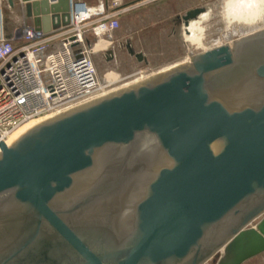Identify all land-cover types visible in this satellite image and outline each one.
<instances>
[{"label":"water","instance_id":"water-1","mask_svg":"<svg viewBox=\"0 0 264 264\" xmlns=\"http://www.w3.org/2000/svg\"><path fill=\"white\" fill-rule=\"evenodd\" d=\"M26 12L49 33L68 25L70 0ZM263 253L264 30L0 139V264Z\"/></svg>","mask_w":264,"mask_h":264},{"label":"built area","instance_id":"built-area-1","mask_svg":"<svg viewBox=\"0 0 264 264\" xmlns=\"http://www.w3.org/2000/svg\"><path fill=\"white\" fill-rule=\"evenodd\" d=\"M7 6L8 0H0V139L5 142L31 121L103 97L110 84L100 79L93 55L99 40L120 28L118 12L104 2L92 7L70 0L68 25L45 33L23 24L10 35ZM87 33L97 43L89 44Z\"/></svg>","mask_w":264,"mask_h":264},{"label":"rangeland","instance_id":"rangeland-1","mask_svg":"<svg viewBox=\"0 0 264 264\" xmlns=\"http://www.w3.org/2000/svg\"><path fill=\"white\" fill-rule=\"evenodd\" d=\"M225 2L226 0H183V2L182 0H107L105 5L109 7V11L118 12L117 18L120 21V28L114 33L113 40L120 35L124 37L125 43L121 48L115 50L111 39H106L104 36L103 39L110 42L109 45L106 49L100 48V51L93 55L100 79L103 83L110 84L105 91H119L125 84H131L141 79L145 81L158 73L176 67V65L187 64L193 55L220 45H232L239 39L264 30V13L262 11L255 20L253 19L249 23L235 22L232 16L226 17ZM195 8H204L205 12H209L207 22L203 20L200 23L202 26V31L198 33L202 38L200 46L185 40V26L182 20L188 10ZM19 9L20 7L16 6L13 10L5 12L6 26L10 32L14 31L21 23ZM251 27L252 29H250ZM228 34L231 37L230 42L225 41L224 38ZM86 38L91 45L98 41V38L91 33H87ZM128 48L136 54H142L143 61L139 62L135 55L130 54ZM110 50L116 51V57L113 59L108 54ZM132 85H136V83L130 86ZM33 123L25 125L17 132ZM216 260L217 258H214L206 264H216ZM245 264H264V253Z\"/></svg>","mask_w":264,"mask_h":264},{"label":"bare ground","instance_id":"bare-ground-1","mask_svg":"<svg viewBox=\"0 0 264 264\" xmlns=\"http://www.w3.org/2000/svg\"><path fill=\"white\" fill-rule=\"evenodd\" d=\"M223 7V6H222ZM209 10V9H208ZM264 13V0H226V2L224 3V13L226 15L227 18H229L230 16L233 17V21H238V22H245V23H249L251 20H255V18L257 16H259L258 14L260 12ZM222 13V12H221ZM222 15V14H221ZM209 17V12H204L202 13L199 18L197 20H192L190 21L189 25L187 27H185V40L187 42L196 44L198 46H200L202 43V38L201 35L199 36L198 33L202 31V26H200L201 21L203 20H207V18ZM223 17V15H222ZM221 17V18H222ZM260 19H262L260 17ZM225 22V20H223ZM207 22V21H206ZM231 23V22H230ZM234 23V22H233ZM240 24V23H239ZM262 24V23H261ZM260 24V25H261ZM264 24V23H263ZM247 25V24H246ZM259 25V24H257ZM228 27V26H227ZM233 27V26H231ZM235 27V26H234ZM238 27V26H237ZM250 27V25H249ZM256 27V26H255ZM262 27V26H261ZM205 28V27H204ZM203 28V29H204ZM239 28V27H238ZM246 28V27H245ZM243 29V28H242ZM252 29V27L250 28ZM257 29V28H256ZM240 30V29H238ZM205 31V30H204ZM234 31V30H233ZM244 31V30H243ZM254 31V30H253ZM263 31V30H262ZM236 32V31H235ZM238 32V31H237ZM246 32V31H245ZM260 32V31H259ZM203 33V32H202ZM258 33V32H257ZM239 34V32H238ZM246 34V33H245ZM256 34V33H255ZM251 36V35H250ZM225 41H229L230 42V35H226L225 37ZM243 39V38H242ZM240 40V39H239ZM217 42V41H216ZM228 42V43H229ZM220 44V43H218ZM109 45V42L104 40V39H100L98 44L95 47V52H99L100 48L102 49H106V47ZM195 46V45H194ZM177 66V65H176ZM175 67V66H174ZM142 81L141 80H136L134 82H132L131 84H137L138 82ZM144 81V80H143ZM131 84H125V86L123 88H127L129 87ZM122 88V89H123ZM121 89V90H122ZM117 90H112L110 92H107L104 96L113 93ZM53 117L56 116H52V117H48L45 119H41V120H35V121H31L34 122L31 125L26 126L24 129H22L21 131L17 132L15 131L13 134H11L9 136V138L7 139L6 143L8 146L12 145L13 143H15L23 134H25L27 131H29L30 129H32L33 127H35L36 125L42 123L43 121L52 119ZM29 122V123H31ZM36 122V123H35ZM28 123V124H29ZM27 125V124H26ZM25 126V125H24ZM23 126V127H24ZM22 128V127H21ZM17 132V133H16Z\"/></svg>","mask_w":264,"mask_h":264},{"label":"crops","instance_id":"crops-1","mask_svg":"<svg viewBox=\"0 0 264 264\" xmlns=\"http://www.w3.org/2000/svg\"><path fill=\"white\" fill-rule=\"evenodd\" d=\"M23 2H25V3H21V2H19L18 0H12V2H13V4H10L9 3V7L7 6L6 7V11L7 10H9V11H11V10H13L16 6H19L20 7V16H19V19H20V24L16 27V29L18 28V27H20L21 25H23V24H28V25H33L34 26V20H33V17H28V15H27V12H26V5L28 4V3H31V2H33V1H35V0H22ZM90 6H92V7H96V6H98L100 3H102V2H107V0H85ZM8 2H9V0H8ZM182 2H183V0H182ZM5 11V12H6ZM189 11V10H188ZM166 19H168V18H166ZM120 22V21H119ZM15 29V28H14ZM117 31V30H116ZM116 31H114V32H112V33H108L107 35H105L106 36V39L107 38H109V39H111V44L114 46V49L116 50V48H121L122 46H123V44L125 43V41H124V37H122V36H120V35H118V37L116 38V39H114L113 40V35H115L114 33H116ZM7 32L11 35L12 33H13V31L12 32H10V31H8V28H7ZM120 36V37H119ZM110 43V42H109ZM17 44H19V43H17ZM128 50H129V52H130V49L128 48ZM116 52V51H115ZM115 52L114 51H112V50H110V51H108V54H109V56H110V58H115L116 57V55H115ZM131 54V53H130ZM131 55H133V54H131ZM139 61V60H138ZM143 61V58H142V60L141 61H139V62H142Z\"/></svg>","mask_w":264,"mask_h":264},{"label":"flooded vegetation","instance_id":"flooded-vegetation-1","mask_svg":"<svg viewBox=\"0 0 264 264\" xmlns=\"http://www.w3.org/2000/svg\"><path fill=\"white\" fill-rule=\"evenodd\" d=\"M134 52V51H133ZM133 55H136V53L134 52V54ZM137 58V57H136Z\"/></svg>","mask_w":264,"mask_h":264}]
</instances>
